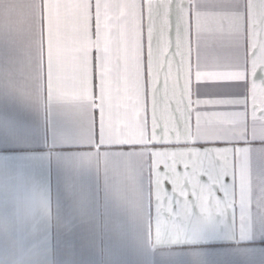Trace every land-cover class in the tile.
Segmentation results:
<instances>
[{
    "label": "crops",
    "instance_id": "1",
    "mask_svg": "<svg viewBox=\"0 0 264 264\" xmlns=\"http://www.w3.org/2000/svg\"><path fill=\"white\" fill-rule=\"evenodd\" d=\"M232 3L237 77L264 79V0ZM87 17V0H0V264H264V119L250 105L227 147L179 113L153 132Z\"/></svg>",
    "mask_w": 264,
    "mask_h": 264
},
{
    "label": "snow or ice",
    "instance_id": "2",
    "mask_svg": "<svg viewBox=\"0 0 264 264\" xmlns=\"http://www.w3.org/2000/svg\"><path fill=\"white\" fill-rule=\"evenodd\" d=\"M87 24L92 38L104 24L116 57L115 76L128 60L131 75L127 103L131 114L153 132L158 119L179 113L189 127L195 122L218 138L193 141L227 147L229 125L241 112L264 119V79L237 77L227 52L230 17H247L232 0H87ZM95 53L97 50L92 49ZM96 58L92 77L98 81ZM255 86L257 96L250 89Z\"/></svg>",
    "mask_w": 264,
    "mask_h": 264
}]
</instances>
